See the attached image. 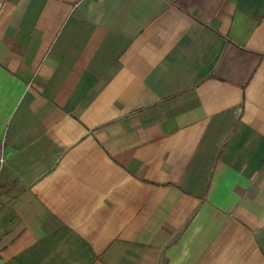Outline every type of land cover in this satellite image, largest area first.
I'll list each match as a JSON object with an SVG mask.
<instances>
[{
    "label": "crops",
    "instance_id": "1",
    "mask_svg": "<svg viewBox=\"0 0 264 264\" xmlns=\"http://www.w3.org/2000/svg\"><path fill=\"white\" fill-rule=\"evenodd\" d=\"M0 264H264V0H0Z\"/></svg>",
    "mask_w": 264,
    "mask_h": 264
}]
</instances>
